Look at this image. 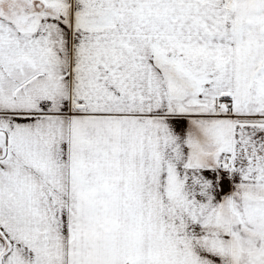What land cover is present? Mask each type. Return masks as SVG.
Wrapping results in <instances>:
<instances>
[{"label":"snow or ice","instance_id":"obj_1","mask_svg":"<svg viewBox=\"0 0 264 264\" xmlns=\"http://www.w3.org/2000/svg\"><path fill=\"white\" fill-rule=\"evenodd\" d=\"M0 264H264V0H0Z\"/></svg>","mask_w":264,"mask_h":264}]
</instances>
